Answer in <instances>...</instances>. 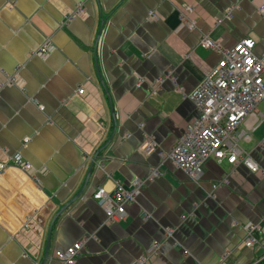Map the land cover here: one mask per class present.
I'll return each instance as SVG.
<instances>
[{"label": "crops", "instance_id": "1", "mask_svg": "<svg viewBox=\"0 0 264 264\" xmlns=\"http://www.w3.org/2000/svg\"><path fill=\"white\" fill-rule=\"evenodd\" d=\"M79 3L83 17L67 20ZM183 5L194 8L192 30L179 21ZM262 5L0 0V163L20 155L32 167L0 173V264H60L55 252L83 240L74 264H133L142 257L147 264L259 261L263 104L260 122L241 143L258 173L210 159L195 183L164 156L197 116L187 96L221 58L199 42L209 38L228 51L249 38L253 54L264 59ZM45 43L53 50L31 55ZM9 77L17 83L6 85ZM154 168L160 175L143 185L124 219L105 223L94 190L110 191L113 181L128 188ZM258 223V243L247 248L245 228ZM154 243L158 254L149 256Z\"/></svg>", "mask_w": 264, "mask_h": 264}, {"label": "built area", "instance_id": "2", "mask_svg": "<svg viewBox=\"0 0 264 264\" xmlns=\"http://www.w3.org/2000/svg\"><path fill=\"white\" fill-rule=\"evenodd\" d=\"M257 12L264 17V5L258 7ZM193 13L194 8L185 5L179 12L181 25L189 30L195 27L191 19ZM83 15V3H79L67 20L82 18ZM148 16L153 19L154 13L151 12ZM226 16L230 17L231 13L227 12ZM199 46L205 50L217 51L221 58L215 67L206 73L198 87L187 96L194 105L197 116L187 124L181 138L164 158L172 162L195 183L201 180L203 167L210 159L232 166L239 163L250 173L256 174L259 169L250 156L243 151L241 143L250 139V133L260 122L257 108L264 102V79L262 77L264 59L253 54L255 41L249 38L241 40L228 51L220 50L217 43L209 38H203ZM52 50L53 47L45 43L31 55L42 57ZM16 83L17 81L12 77L6 79V85ZM82 93L83 89L77 92L79 95ZM39 108L42 109L41 106ZM248 123L250 126L247 125ZM140 127L142 128L141 125ZM11 167L26 173L32 170L31 165L20 155L11 156L5 163H0V173ZM159 175L158 169L154 168L146 177L135 179L128 188L114 181L110 191L103 186H98L92 198L103 210L105 223L122 221L126 215V207L135 202L143 185ZM31 179L34 183L38 182L35 177ZM223 183L227 184V180L225 179ZM245 229L244 246L250 248L257 245L258 241L254 234L261 231V224H251ZM166 234L172 238L173 230L166 231ZM84 245V240L79 241L65 251L55 252V256L60 264H74ZM159 248L160 245L154 243L149 256L157 255ZM147 261L148 257H142L133 264H147ZM262 261H264V256L254 264Z\"/></svg>", "mask_w": 264, "mask_h": 264}, {"label": "rangeland", "instance_id": "3", "mask_svg": "<svg viewBox=\"0 0 264 264\" xmlns=\"http://www.w3.org/2000/svg\"><path fill=\"white\" fill-rule=\"evenodd\" d=\"M262 104L263 105L260 106V109H264V102Z\"/></svg>", "mask_w": 264, "mask_h": 264}, {"label": "trees", "instance_id": "4", "mask_svg": "<svg viewBox=\"0 0 264 264\" xmlns=\"http://www.w3.org/2000/svg\"><path fill=\"white\" fill-rule=\"evenodd\" d=\"M260 264H264V261H262Z\"/></svg>", "mask_w": 264, "mask_h": 264}, {"label": "water", "instance_id": "5", "mask_svg": "<svg viewBox=\"0 0 264 264\" xmlns=\"http://www.w3.org/2000/svg\"><path fill=\"white\" fill-rule=\"evenodd\" d=\"M93 165V164H92Z\"/></svg>", "mask_w": 264, "mask_h": 264}]
</instances>
